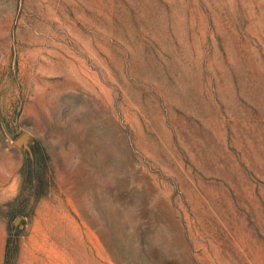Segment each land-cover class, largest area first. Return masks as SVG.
<instances>
[{"label": "rangeland", "instance_id": "obj_1", "mask_svg": "<svg viewBox=\"0 0 264 264\" xmlns=\"http://www.w3.org/2000/svg\"><path fill=\"white\" fill-rule=\"evenodd\" d=\"M0 264H264V0H0Z\"/></svg>", "mask_w": 264, "mask_h": 264}]
</instances>
